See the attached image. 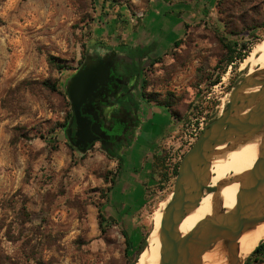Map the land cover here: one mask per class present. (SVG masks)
<instances>
[{
    "label": "rangeland",
    "instance_id": "obj_1",
    "mask_svg": "<svg viewBox=\"0 0 264 264\" xmlns=\"http://www.w3.org/2000/svg\"><path fill=\"white\" fill-rule=\"evenodd\" d=\"M152 1L0 0V264H130L123 230H138L146 249L151 215L172 197L185 144L177 145V134L164 147L176 127L165 129L157 113L159 153L135 177L147 186L121 188L122 179L116 186L115 156L99 142L81 152L66 135V84L95 55L137 38ZM210 11L185 27L178 46L143 66V96L169 104L180 127L226 108L248 72L235 56L264 37V0H222ZM252 263L264 264V254Z\"/></svg>",
    "mask_w": 264,
    "mask_h": 264
},
{
    "label": "water",
    "instance_id": "obj_2",
    "mask_svg": "<svg viewBox=\"0 0 264 264\" xmlns=\"http://www.w3.org/2000/svg\"><path fill=\"white\" fill-rule=\"evenodd\" d=\"M108 71L109 65L105 63L89 65L78 70L66 84L72 111L66 135L81 152L98 139L95 123L91 124L84 115L82 106L105 86ZM263 72H247L243 76L231 89L226 108L205 125L182 155L172 197L162 211L158 264H202L203 255L217 243L226 245L228 264H243L236 255L238 239L264 221V77H258ZM256 87L257 90L244 92ZM73 121L74 128L71 127ZM258 135L256 160L238 179L234 206L229 210L212 211L182 234L179 229L183 218L198 206L204 188L210 185L211 161L216 149ZM216 190L214 186L212 191ZM136 262L137 259L133 264Z\"/></svg>",
    "mask_w": 264,
    "mask_h": 264
},
{
    "label": "bare ground",
    "instance_id": "obj_3",
    "mask_svg": "<svg viewBox=\"0 0 264 264\" xmlns=\"http://www.w3.org/2000/svg\"><path fill=\"white\" fill-rule=\"evenodd\" d=\"M246 66H248V73L264 71V37L253 45L248 55L243 59L242 68ZM258 77L263 78L264 72L259 73ZM257 89L258 87L249 88L244 92ZM259 141L260 136L258 135L248 140L222 145L216 149L211 161L210 185L217 186V190L205 192L198 206L183 218L179 229L182 234L188 232L199 220L210 215L212 211L229 210L234 206L239 188L238 179L254 164ZM165 205L166 202L160 203L151 215L152 222L148 232V244L146 249L138 255L136 264H158L159 226ZM263 239L264 221L241 235L237 242V257L240 260L244 259ZM202 264H228L226 245L217 243L203 255Z\"/></svg>",
    "mask_w": 264,
    "mask_h": 264
},
{
    "label": "crops",
    "instance_id": "obj_4",
    "mask_svg": "<svg viewBox=\"0 0 264 264\" xmlns=\"http://www.w3.org/2000/svg\"><path fill=\"white\" fill-rule=\"evenodd\" d=\"M215 2L216 0H153L149 11L141 22L142 28H140L137 38H129L123 44L114 43L116 45H114V54L119 60L126 61L124 50L134 52V50L149 46L146 51L149 56L152 59L160 57L182 36L186 25L204 21L212 16L213 12L210 10L213 9ZM166 108L145 99L141 101L139 127L136 135L125 141L119 147L116 155L126 161V168L121 176V188L143 189L147 186L144 182L141 184L140 179L136 180L135 177L137 174H145L149 154L157 155L159 153L158 144L162 133L155 135L151 126L154 124L153 120L156 114L158 113L165 118V121L167 120L165 129L175 124L173 115ZM149 165L151 164L149 163ZM142 166L144 168H141ZM137 167H140L138 173H136Z\"/></svg>",
    "mask_w": 264,
    "mask_h": 264
},
{
    "label": "flooded vegetation",
    "instance_id": "obj_5",
    "mask_svg": "<svg viewBox=\"0 0 264 264\" xmlns=\"http://www.w3.org/2000/svg\"><path fill=\"white\" fill-rule=\"evenodd\" d=\"M124 51L126 61L119 60L113 52L92 58L95 60L91 63L93 67L98 63L109 65L108 77L105 86L82 106L84 115L91 120V124L95 123L98 134V139L89 148L99 142L114 156L125 141L136 135L140 118L139 105L142 100H147L141 91L143 66L140 65V59L133 60L132 52ZM71 127L74 128V121Z\"/></svg>",
    "mask_w": 264,
    "mask_h": 264
},
{
    "label": "trees",
    "instance_id": "obj_6",
    "mask_svg": "<svg viewBox=\"0 0 264 264\" xmlns=\"http://www.w3.org/2000/svg\"><path fill=\"white\" fill-rule=\"evenodd\" d=\"M112 2H115L116 0H110ZM221 1L222 0H216V5L219 6L221 4ZM190 25H186L185 27H189ZM233 34H237L236 32H233ZM180 43V40H176L174 42V45L175 46H178ZM236 43L234 42L233 45H227L225 44V48L227 49V53L229 54H232L233 53V46L235 45ZM243 47H245V45L243 44ZM149 49V46L144 48V49H137L139 51L142 52V55L140 57V55H138L137 53L135 52H132V58L133 60H139L140 59V63H141V66H144L146 63H152V62H156L157 60L152 59L149 54L146 52L147 50ZM136 51V50H134ZM247 56V54H242L239 53L237 54L236 59H239V60H243L245 57ZM231 62H233V60H229V62H227L228 64H230ZM59 68H62L63 66L59 65L58 66ZM218 80H213V83H216ZM162 104V103H161ZM160 104V105H161ZM163 106L167 107L168 110L170 111V113L173 115L174 117V122H179L178 120H176V113H174L171 108H170V105L169 104H162ZM115 158L117 159V162H118V177H119V180L118 182L116 181V186L119 184V181L121 179V176L123 175V172H124V169L126 168V161L124 158H122L121 156H115ZM176 174V172L174 173ZM127 185V184H126ZM209 191H212L208 188H204V192H209ZM115 196V195H114ZM120 200V199H119ZM117 200V203L120 205V206H123L124 205L122 204V201L120 200ZM116 204V202H115ZM117 206V204H116ZM127 210L128 208L125 207L123 210L120 211V214L123 215V213L125 212L124 210ZM123 234H124V237H125V244H126V249L127 250H130L131 251V254H134L133 257L131 258L130 260V264H133L139 253L141 251H143L144 247L146 246V237H141L140 236V232L138 230L136 231H133V232H130V233H127L125 230H123ZM264 254V239L262 241H260L256 246L255 248L251 251V253L247 256V258L245 259L244 263L243 264H253L252 263V259H255L257 256L259 255H262ZM2 264V263H1Z\"/></svg>",
    "mask_w": 264,
    "mask_h": 264
},
{
    "label": "built area",
    "instance_id": "obj_7",
    "mask_svg": "<svg viewBox=\"0 0 264 264\" xmlns=\"http://www.w3.org/2000/svg\"><path fill=\"white\" fill-rule=\"evenodd\" d=\"M210 118L212 117H209L208 120L205 121V118H200V119H197L195 118V121L197 122H192V123H186L184 126H181L180 125L182 124L181 121L179 122H176L174 124V127H176L174 130L172 129L171 131H168V133H166L167 135V140L163 143V145H165L164 147L168 149V143H169V140H172L174 137L177 138L178 140V146L181 145V144H185V150H187L191 145L192 143L196 140L197 136L200 134L201 130L205 127V125L207 124V122L210 120ZM196 124V125H194ZM180 128V129H179ZM178 130H180L178 132ZM178 134V136L176 137V135ZM165 135V136H166ZM176 149L173 148L172 151H174ZM184 154V151L182 150L179 154V161L182 157V155Z\"/></svg>",
    "mask_w": 264,
    "mask_h": 264
}]
</instances>
